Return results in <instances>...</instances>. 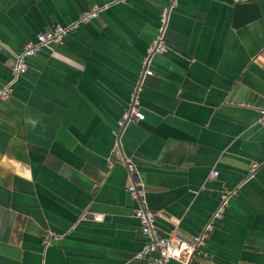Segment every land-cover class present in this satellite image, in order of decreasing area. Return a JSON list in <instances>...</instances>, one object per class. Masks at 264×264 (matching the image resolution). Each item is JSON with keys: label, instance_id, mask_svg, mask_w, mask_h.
<instances>
[{"label": "crops", "instance_id": "1", "mask_svg": "<svg viewBox=\"0 0 264 264\" xmlns=\"http://www.w3.org/2000/svg\"><path fill=\"white\" fill-rule=\"evenodd\" d=\"M252 1L260 18L235 28L236 0H0V88L26 44L102 9L28 59L0 103V264H153L135 259L146 240L128 160L161 235L211 224L193 264H264V103L231 97L240 85L264 100V0ZM165 8L169 52L146 76ZM138 88L146 118L116 148Z\"/></svg>", "mask_w": 264, "mask_h": 264}, {"label": "built area", "instance_id": "2", "mask_svg": "<svg viewBox=\"0 0 264 264\" xmlns=\"http://www.w3.org/2000/svg\"><path fill=\"white\" fill-rule=\"evenodd\" d=\"M248 0H236L237 3H245ZM125 3V0H120ZM102 9L94 8L92 11L80 16L78 21L69 26L56 25L49 31L41 33L37 36L35 43H28L24 46L22 52L17 56V63L13 70V82L0 88V103L8 101L13 96V84L28 71L27 60L40 54L46 46L61 45L69 34L78 30L83 24L94 20ZM172 8H165L161 12V28L157 39L152 43L147 51L144 60V74L153 76L152 63L155 57L169 52V45L166 41V32L169 25ZM139 88L136 89L131 97V101L118 121L117 128L113 131L116 139V148L121 146V139L127 129L132 124L143 121L146 118L142 102L139 98ZM261 123H264V109L261 110ZM126 166L131 176L132 183L128 187L130 197L137 203L134 217L140 224L141 234L146 240L142 251L135 257L136 260L148 259L152 255H156L153 264H168L171 261L180 264H193L196 255L201 252L205 245L209 232L212 229L209 224L205 231L192 239H186L180 235L177 229L172 230L167 235H161L156 226V213L150 209L147 202L146 188L143 181L138 176L137 168L132 161H126ZM259 165L252 166V172L257 170ZM218 176V172H214V178ZM233 195V194H232ZM232 195L225 194L222 196L221 205L213 216L212 221L219 220L226 211L229 199ZM60 241V237L50 234L46 237L44 245L46 247ZM126 264H133L128 262Z\"/></svg>", "mask_w": 264, "mask_h": 264}, {"label": "water", "instance_id": "3", "mask_svg": "<svg viewBox=\"0 0 264 264\" xmlns=\"http://www.w3.org/2000/svg\"><path fill=\"white\" fill-rule=\"evenodd\" d=\"M234 14L235 28H240L250 22L256 21L261 16L259 6L256 1H252L251 3L236 4ZM237 96H240L241 101L246 104H256L257 107L264 103L263 99L258 98L252 91L243 89L240 85H237L231 94L232 98ZM106 220H109V217Z\"/></svg>", "mask_w": 264, "mask_h": 264}]
</instances>
